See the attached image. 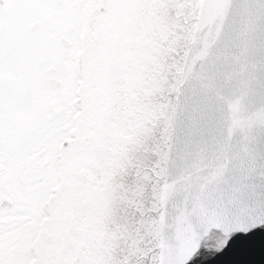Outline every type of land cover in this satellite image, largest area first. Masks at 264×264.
<instances>
[{
	"label": "snow or ice",
	"instance_id": "snow-or-ice-1",
	"mask_svg": "<svg viewBox=\"0 0 264 264\" xmlns=\"http://www.w3.org/2000/svg\"><path fill=\"white\" fill-rule=\"evenodd\" d=\"M0 264H264V0H0Z\"/></svg>",
	"mask_w": 264,
	"mask_h": 264
}]
</instances>
